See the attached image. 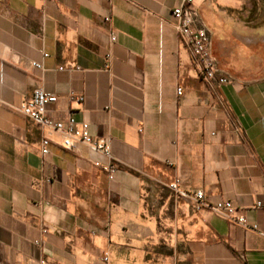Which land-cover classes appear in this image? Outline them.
<instances>
[{"label":"crops","instance_id":"crops-1","mask_svg":"<svg viewBox=\"0 0 264 264\" xmlns=\"http://www.w3.org/2000/svg\"><path fill=\"white\" fill-rule=\"evenodd\" d=\"M237 1H195L228 78L208 85L174 27L181 0H0V264H264V236L178 193L264 232V71L222 21ZM35 88L56 96L47 117L107 138L111 178L19 113Z\"/></svg>","mask_w":264,"mask_h":264},{"label":"built area","instance_id":"built-area-1","mask_svg":"<svg viewBox=\"0 0 264 264\" xmlns=\"http://www.w3.org/2000/svg\"><path fill=\"white\" fill-rule=\"evenodd\" d=\"M196 0H181L180 4L171 10V15L175 19V30L189 50L192 61L198 69L200 78L208 85H221L228 81V78L220 71L215 63L211 51V37L206 26L200 21ZM114 40V36H111ZM46 56V54H44ZM33 65L40 67V64L33 62ZM177 95L181 94V88H177ZM71 100L81 102L82 97L73 93L70 94ZM56 100V96L41 88H35L31 96L22 101L18 106V111L22 115L34 121L42 128L50 131L59 132L62 140L61 145L65 148H75L79 144L85 145L91 153H99L105 156L109 163L103 166L108 178L113 176L116 171V165L112 162L110 146L107 138H97L90 134L88 125L85 122H79L72 114H69L64 121L53 120L45 115L47 104ZM50 139L42 137L41 153H48ZM175 188V184H171ZM182 196L190 197L194 201L196 209L208 208L216 216L233 224H238L258 232L264 236V232L258 228L256 223H249L246 217L238 212L237 207L230 201L222 200L213 204L208 203L201 190L188 194L184 191H178ZM253 208L264 209V200L256 199L253 202ZM46 232V230H42ZM35 243H39L35 241ZM104 261L107 256H102ZM40 264H45L40 260Z\"/></svg>","mask_w":264,"mask_h":264},{"label":"rangeland","instance_id":"rangeland-1","mask_svg":"<svg viewBox=\"0 0 264 264\" xmlns=\"http://www.w3.org/2000/svg\"><path fill=\"white\" fill-rule=\"evenodd\" d=\"M235 4L224 10L222 21L235 26L242 64L260 66L264 71V0H238Z\"/></svg>","mask_w":264,"mask_h":264},{"label":"trees","instance_id":"trees-1","mask_svg":"<svg viewBox=\"0 0 264 264\" xmlns=\"http://www.w3.org/2000/svg\"><path fill=\"white\" fill-rule=\"evenodd\" d=\"M251 10V9H250Z\"/></svg>","mask_w":264,"mask_h":264}]
</instances>
